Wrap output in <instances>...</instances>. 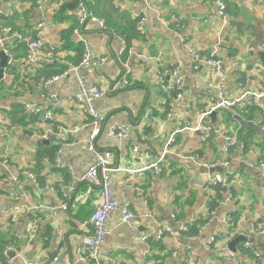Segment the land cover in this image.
<instances>
[{"label": "crops", "instance_id": "0c3cea01", "mask_svg": "<svg viewBox=\"0 0 264 264\" xmlns=\"http://www.w3.org/2000/svg\"><path fill=\"white\" fill-rule=\"evenodd\" d=\"M83 1L90 13L106 20L102 18L104 29L91 20L79 24L77 10L63 21H55L60 0H48L42 10L30 0H0V11L14 10L4 22L25 38L35 35L37 23L44 17L43 40L54 48L50 60L28 67L23 58H17L23 46L12 44L13 40L6 47L14 56L13 65L6 66L0 80V157H8L13 165L8 171L0 164V231L15 245L8 260H13L11 264H26L21 258L34 264H94L83 252V237L100 194L98 188L80 179L95 160L86 146L93 119L86 105L74 98L81 79L104 91L91 107L104 118L95 145L119 169L110 175L117 208L107 219L108 234L100 259L107 264H236L228 255L231 252L238 264H264V233L252 232V225L264 220V177L258 168L264 161V97L255 100L247 114L239 108L218 109L215 121L210 116L204 120L211 128L206 140L199 131H182L168 142L181 124L197 125L210 97L216 94L214 69L207 65L195 69L190 49L216 51L226 68L223 84L227 95L264 93V2L225 0L229 17L224 23L217 13V0H99L98 5L95 0ZM173 15L183 21V29L172 25ZM140 16L145 17V33L129 39L130 52L124 57L117 29ZM83 46L105 56V61L99 66H83L45 86L42 67L53 62L66 69L78 63ZM120 59L129 63L130 82L114 86L121 72ZM157 62L177 66L185 87L181 98L157 84ZM12 68L20 81L14 80ZM49 93L60 101L51 109V119L43 113L22 112L21 120L19 115L13 116L14 111H23L26 102L44 109ZM169 112L174 115L167 119ZM236 116L251 125H241ZM113 124L129 127L130 141L139 148L137 154L108 134ZM43 133L48 134L47 139L40 137ZM228 140L233 144H227ZM57 149L59 162L55 160ZM46 150H53L52 158L44 154ZM164 151L160 173L141 170ZM24 169L37 175V184L22 175L17 181L12 179V174ZM215 174L226 175L228 183L211 184ZM67 185L73 190L64 198ZM217 194L220 199L211 208L209 202ZM60 202H67L68 209L51 215L50 207ZM123 207L134 212L133 226L121 221ZM14 208L17 222L11 223ZM154 219L171 232L156 239ZM181 223L188 225L186 232L180 230ZM237 235L246 240L232 251L228 243ZM246 241L250 244H244Z\"/></svg>", "mask_w": 264, "mask_h": 264}, {"label": "built area", "instance_id": "2783aa9c", "mask_svg": "<svg viewBox=\"0 0 264 264\" xmlns=\"http://www.w3.org/2000/svg\"><path fill=\"white\" fill-rule=\"evenodd\" d=\"M34 3L35 7L39 10H42L44 4L48 0H30ZM264 2V0H262ZM217 13L220 15L224 23H228V14L226 12V3L225 0H217ZM77 21L79 24H84L87 20H91L98 24L99 28L104 29L106 24L102 18H99L92 13H90L87 9L83 0H80L77 5ZM13 8H9L7 11H0L1 14L5 16H11L13 14ZM173 23L178 27V29L184 28L183 21L178 17L173 15ZM144 21L145 17L140 16L137 19L135 24V30L144 34ZM49 25H54L51 22ZM47 26L45 23V18L42 17L41 20L37 23V31L35 33V39L28 41V49L23 58L24 64L28 67L39 66L41 61L50 60L54 56V48L47 47L43 40L42 30ZM22 34H20L17 30H13L11 26H0V48L4 51L7 56L6 66L13 65L14 56L9 53L6 49V45L9 44L13 40H21ZM121 41V53L122 55L130 52V49L127 46V42L124 38H120ZM264 52V44L261 47ZM193 61L194 68L198 69L202 65L211 66L214 69V74L218 77V84L216 89V94L209 99V103L201 113L199 122L197 125L189 124H181L171 135L168 142L174 140L175 135L182 131H199L200 136L203 140H206L209 137L210 126L208 124H204V120L206 121L210 114L218 109H234L239 108L244 113H248L250 110V105L255 102V100L262 99L264 97V93H255L250 91H241L237 96H229L227 95L226 89L224 88L223 82L226 78V68L223 65V61L221 58L216 56V51H211L209 53H203L197 49H190ZM106 57L102 55L96 54L93 50H91L87 46H83L81 58L78 63L69 65L62 74L52 75L46 79H44V85L47 86L50 83L59 80L60 78L67 76L71 72H77L83 66H99L105 61ZM120 76L114 86H117L119 83L127 84L129 81L128 73L130 71L129 63L127 61H122L120 59ZM159 70L155 76V80L157 84L165 91L172 92L175 98L179 99L182 97L184 93V79L178 74L177 66H173L171 64H159ZM6 66L4 69L6 71ZM238 86L242 88L241 82L238 83ZM104 93L96 85H87L83 80H79V91L74 96L76 101L79 103H83L86 105V110L88 114L93 119L94 129L89 133L86 141V146L88 150H90L94 156L95 160L92 164H90L84 173L81 175L80 179L82 181L88 182L92 187H96L99 189L100 200L97 203L95 209L91 213L87 225L88 230L87 233L83 237V252L86 256L93 261L94 264H107L100 259V249L102 244L104 243L105 237L108 234V229L106 226L107 219L112 214V212L117 208L116 200L112 194L110 175L111 172L119 170L118 168L112 167L106 156L96 149L95 139L96 133L98 131L99 124L104 119L102 115L94 113L92 110V102L94 99L102 96ZM60 105V101L53 93H49L47 96V105L44 109L31 102H26L22 106V112L38 115L43 113L46 119H51L52 112L51 109H55ZM11 110V109H10ZM151 111V109H150ZM174 113L169 112L166 114L167 119L171 118ZM264 128V126H262ZM108 134L112 137L121 139L125 145L130 146L131 152L133 154H137L139 148L136 144L132 143L129 138V127L122 124H113L108 129ZM41 138L47 139L48 134L43 133L40 135ZM227 144H233L231 140H228ZM59 153L60 149H57L55 160L59 162ZM164 152H162L158 157L155 158L153 163L143 165L141 170L154 169L156 173L161 172V162L164 158ZM0 164L6 168L8 171L13 167L10 159L8 157H0ZM220 164V163H219ZM206 168L212 169L215 167V164H204ZM258 168L261 171L262 176L264 177V161H260L258 164ZM18 175H22L25 178L30 179L34 183H38L37 175L30 170L24 169L20 173L12 174L11 177L14 181L18 180ZM211 184H220L226 185L228 183V177L226 175L215 174L212 179H210ZM48 187V185H46ZM73 188L70 185H67L63 188L62 196L64 198L69 197V192L72 191ZM146 202L145 198L143 199ZM67 210L68 205L67 202H60L57 205H53L50 207V214L55 215L58 210ZM17 208L13 209V212L9 215V221L11 223L17 222L16 215ZM213 212L211 211V214ZM149 216H151L149 214ZM174 216V214H173ZM135 214L127 207H123L121 209L120 219L123 223H126L130 226L134 225ZM156 220V219H154ZM157 222V220H156ZM158 224V232L155 236L156 239H160L165 233H170V227L161 225L160 222ZM180 230L186 232L188 230V225L181 223ZM253 233H264V220H258L252 225ZM146 236H143L142 239H146ZM214 240V237H211L209 242L211 243ZM244 244H250L249 241L244 242ZM15 245H8L2 252L5 257V262H0V264H11L13 260H8V255L10 252H15ZM229 257L238 264L239 261L233 255V253L228 254ZM26 264H34L33 262L27 261L25 258H21ZM190 264H195L194 262H190Z\"/></svg>", "mask_w": 264, "mask_h": 264}, {"label": "trees", "instance_id": "16d2710c", "mask_svg": "<svg viewBox=\"0 0 264 264\" xmlns=\"http://www.w3.org/2000/svg\"><path fill=\"white\" fill-rule=\"evenodd\" d=\"M79 1L80 0H60L59 9L54 14V20L55 21H63L64 19L69 18L68 13L71 12V11H75L76 10ZM30 2L32 4H34L32 1H30ZM95 3L98 5L99 0H95ZM89 6H90V4H89ZM101 18H103V17H101ZM3 19H8V17L4 16L3 14L0 15V26H11V28L13 30H17L20 34H22L20 30L15 28V26L10 25V24H6ZM137 19L138 18L130 19V20L125 22V24L127 25L125 28L119 26V28L117 29V33L119 35H121V37L126 40L128 48H129V39L132 38L133 36L140 35L135 30V24L137 22ZM22 37L23 38L21 40H15V41L12 42V44L16 42V44H18L19 46H23V53L21 55H17V58H24V56H25V54L27 52V49H28V41L32 40V39H35V35L30 37V38H25V36L22 34ZM12 44L10 45V50L15 53V49L12 47ZM7 45H6V47H7ZM82 49L83 48H81V53H82ZM122 56L127 57V53L123 54ZM80 58H81V56H80ZM125 59L126 58L122 57V60H125ZM42 68H41L42 69V74L44 75L42 77L45 78V79L50 77V76H52V75L61 74L65 70L64 67L58 66V63H53V62H49V63L45 64ZM41 69H40V71H41ZM11 71L15 74L14 80L15 81H20L19 80V78H20L19 73L16 72L15 68H12ZM18 87H20V85H18ZM0 92H1V90H0ZM20 114H22V111H14V115L13 116L17 117V115H19L18 118H19V120H21ZM44 154L48 155L49 158H52L53 157L52 156L53 155V150H46ZM218 199H220V195L219 194H217L214 197H212L211 201L209 202V206L211 208L216 206L217 202H218ZM211 211H213V210L209 211L210 212V214H209L210 216H211ZM208 220L209 219H207V221ZM207 221H204V223H206ZM194 227H195L194 225L190 226V229H189V231L191 230L190 233L193 231ZM189 231H188V233H189ZM11 239L12 238H10L8 235H6L5 232L0 231V262H5V260H6L5 257L3 256L2 252L8 245L13 243L11 241Z\"/></svg>", "mask_w": 264, "mask_h": 264}, {"label": "water", "instance_id": "95a60500", "mask_svg": "<svg viewBox=\"0 0 264 264\" xmlns=\"http://www.w3.org/2000/svg\"><path fill=\"white\" fill-rule=\"evenodd\" d=\"M264 54V53H263ZM6 61H7V56L4 53V51L0 48V80L3 79V74H4V69L6 66ZM217 116V112L214 111L210 114V118L215 121ZM235 119L241 123V125L245 126V127H249L251 125V123L244 121L240 116H236ZM42 143H48L49 141H41ZM215 170H219V172H222V168L221 167H215L212 168ZM246 237L242 236V235H237L236 237H234L232 240L229 241L228 243V249L232 250V251H236V244L241 242V241H245ZM12 255V254H11Z\"/></svg>", "mask_w": 264, "mask_h": 264}, {"label": "bare ground", "instance_id": "6f19581e", "mask_svg": "<svg viewBox=\"0 0 264 264\" xmlns=\"http://www.w3.org/2000/svg\"><path fill=\"white\" fill-rule=\"evenodd\" d=\"M61 74H62V73H61ZM57 75H58V74H57ZM129 82H130V81H128V83H129ZM128 83H127V84H128ZM127 84H124V86L127 85ZM112 194H113V192H112ZM132 212H133V211H132ZM133 213H134V212H133Z\"/></svg>", "mask_w": 264, "mask_h": 264}]
</instances>
